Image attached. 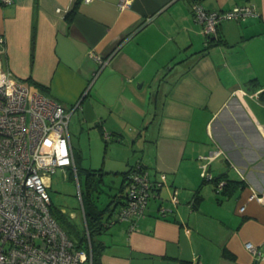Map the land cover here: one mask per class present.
<instances>
[{"label": "crops", "instance_id": "1", "mask_svg": "<svg viewBox=\"0 0 264 264\" xmlns=\"http://www.w3.org/2000/svg\"><path fill=\"white\" fill-rule=\"evenodd\" d=\"M119 1L0 2L3 68L74 109L68 131L78 171L96 170L98 184L113 185L104 206L95 202L105 212L87 252L91 243L100 251L95 264H264L245 248L250 241L264 254V203L248 200L250 186L264 188V0H200L209 10H255L223 20L210 44L193 0ZM86 127L112 143L118 161L78 167L72 137ZM217 146L246 178L227 159L212 161L209 171L226 180L220 192L198 159ZM138 163L155 195L129 232L127 222L109 221ZM83 219L87 233L84 210Z\"/></svg>", "mask_w": 264, "mask_h": 264}, {"label": "built area", "instance_id": "2", "mask_svg": "<svg viewBox=\"0 0 264 264\" xmlns=\"http://www.w3.org/2000/svg\"><path fill=\"white\" fill-rule=\"evenodd\" d=\"M130 1L120 0L119 6L123 8ZM192 14L202 25L208 42L209 37L218 36L217 28L223 20H245L254 15L255 10L252 4L209 10L200 0H193ZM4 43L5 38L0 34V55ZM90 55L103 66L101 57ZM72 111H66L61 103L33 85L12 77L0 59V264H81L90 255L85 248L76 247L51 215L47 191L51 176L57 170L65 175L68 168L75 174L82 205L69 141L68 123ZM219 158L227 159L241 180L246 181L226 151L217 146L207 154L198 155L201 175L204 180L215 182L216 192L223 189L226 180L215 179L208 165ZM250 188L248 200L264 203V188L260 192ZM154 195L148 171L138 163L126 178L124 203L109 224L127 222L129 232L138 230L139 219ZM243 209L244 206L239 208ZM245 248L264 257L259 247L250 241L245 243Z\"/></svg>", "mask_w": 264, "mask_h": 264}, {"label": "rangeland", "instance_id": "3", "mask_svg": "<svg viewBox=\"0 0 264 264\" xmlns=\"http://www.w3.org/2000/svg\"><path fill=\"white\" fill-rule=\"evenodd\" d=\"M154 94L155 91H153V95ZM153 128L154 124L152 125L151 130H153ZM72 139L74 141V146L77 149L76 151L81 155L78 164L79 168H98L97 166H100V162H115L117 159L115 158V160H111L109 154L110 148L113 147L112 143H107L106 145L104 139L101 138L97 131H94L89 127H86L81 135L80 133H76ZM105 146L106 148H104ZM137 154H140V152ZM118 160L119 159H117V161ZM66 172L67 173L64 175L62 171L57 170L50 178V184L47 191L53 206L61 212L69 215V223L74 225V230L78 235L83 236L86 234V230L75 174L68 168L66 169ZM77 178L79 180L81 192L86 193L87 190H89L95 202L100 206H104L109 187L113 185H100L97 184L94 179H92L94 185H85L86 172L82 169H79ZM73 240L76 243L77 238L75 237Z\"/></svg>", "mask_w": 264, "mask_h": 264}, {"label": "trees", "instance_id": "4", "mask_svg": "<svg viewBox=\"0 0 264 264\" xmlns=\"http://www.w3.org/2000/svg\"><path fill=\"white\" fill-rule=\"evenodd\" d=\"M71 14L72 11H70L66 17L69 20L71 18ZM218 37V36H217ZM216 37V38H217ZM210 39H208V43H212V41L214 40V38L209 37ZM252 82V81H251ZM36 86L38 87V89L40 91H42L44 93V88L41 85L36 84ZM226 151V150H225ZM227 152V151H226ZM96 170H89L86 171V182L85 185H94V183L92 182V179H94L97 184L100 182V177H95L96 175ZM77 174H78V169H77ZM81 198H82V207L84 210V215H85V219H86V224H87V230H88V236L87 233L84 234L83 236H80L77 234V232H75V228L74 225H71L69 222L70 216L67 215L66 213L61 212L60 210H58L57 208H55L51 202L50 204V212L51 215L54 217V219L56 220V222L59 224V226L65 231V233L68 235V237L73 240L75 237L77 238V241L75 243L77 248H87L88 247V243L90 238L92 237L93 231H97L99 229H101L102 227V215L105 212L103 209H98L95 203V200L92 197V194L90 193L89 190H87L86 193L81 192ZM89 238V240H88ZM91 242V240H90ZM83 244H85V246L83 247ZM90 251L88 252L90 255L88 256L87 260L90 261L91 264H95L96 261L99 259V250L95 248V246L90 245Z\"/></svg>", "mask_w": 264, "mask_h": 264}]
</instances>
